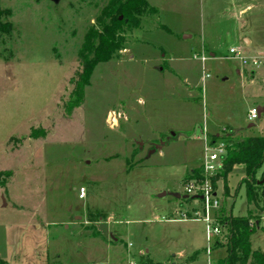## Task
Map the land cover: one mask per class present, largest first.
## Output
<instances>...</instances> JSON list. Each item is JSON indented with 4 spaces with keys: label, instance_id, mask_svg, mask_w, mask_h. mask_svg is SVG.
Listing matches in <instances>:
<instances>
[{
    "label": "rangeland",
    "instance_id": "obj_1",
    "mask_svg": "<svg viewBox=\"0 0 264 264\" xmlns=\"http://www.w3.org/2000/svg\"><path fill=\"white\" fill-rule=\"evenodd\" d=\"M110 1L0 0L14 26L0 35L6 264H214L226 256L228 227L221 225L209 256L206 223L182 219L191 217L192 203L160 200L158 190L176 186L188 195L193 183L217 178L203 174V129L218 134L212 139L264 136V113L248 118L264 108V0H148L155 13L126 32V48L94 70L83 104L67 116L82 71L79 52ZM221 22L234 38L216 41L214 58L202 47ZM234 47L259 57V65L229 59ZM202 54L205 81L195 58ZM111 113L121 115L120 128ZM196 169L201 180L190 182ZM229 177L228 192L220 179L213 188L217 222L249 212L244 168ZM167 200L176 211L167 214ZM259 215L254 250H264Z\"/></svg>",
    "mask_w": 264,
    "mask_h": 264
},
{
    "label": "trees",
    "instance_id": "obj_2",
    "mask_svg": "<svg viewBox=\"0 0 264 264\" xmlns=\"http://www.w3.org/2000/svg\"><path fill=\"white\" fill-rule=\"evenodd\" d=\"M155 11L148 0L110 1L98 19L99 28L90 30L79 52L82 71L79 81L75 84V91L65 105L67 116H71L83 104L85 89L90 85L94 70L100 64H107L117 58L119 52L126 48V32L139 30L142 26L141 18ZM10 14L8 10H0V35H11L14 30V26L9 21ZM213 140L224 142L226 155L217 178L212 179V185L216 187V182L220 179L225 192H228L229 176L236 168H244L245 178L241 186H246V200L249 206V212L243 218L234 217L231 212L227 216L222 215L223 219L218 223L220 226L228 227L224 248L226 256L214 264H264V250L252 248V239L262 223L263 217L259 214L264 212V136L248 137L230 132ZM201 173L197 169L193 170L189 181L201 180ZM187 196L189 197L187 200H182L193 203V197ZM252 207L256 209V215L250 211ZM0 264L6 263L0 260Z\"/></svg>",
    "mask_w": 264,
    "mask_h": 264
},
{
    "label": "built area",
    "instance_id": "obj_3",
    "mask_svg": "<svg viewBox=\"0 0 264 264\" xmlns=\"http://www.w3.org/2000/svg\"><path fill=\"white\" fill-rule=\"evenodd\" d=\"M230 58L235 61H240L243 66H258L259 65V57L255 58H247L242 53L240 48L234 47L229 50ZM196 59H201L202 62V70H203V81L206 80L209 75L204 70L205 64L208 60V57L202 54L201 57L198 55L195 56ZM258 109L253 110L249 113L248 118L251 121L257 120ZM121 115H116L115 113L110 114V119L112 121H118L121 119ZM202 140H203V157H202V169L203 174L206 177L209 175L216 174L220 171L222 161L226 155V145L223 141L214 142L211 136L207 133L206 129L202 131ZM214 186L211 184V180L208 178L205 181L204 186H197L195 183L191 185L190 188L187 189V193L190 197H193V207L194 210L191 211V217H188L187 214H182V219L191 220L194 218H200L206 223V235L208 246L206 248L209 256L212 252V247L214 244H211L213 239L216 240L221 233V226L217 222L216 213L220 208V201L218 199V194L213 190ZM80 198L84 199L86 197L87 190L84 188H80ZM209 264H213V262L209 261Z\"/></svg>",
    "mask_w": 264,
    "mask_h": 264
},
{
    "label": "crops",
    "instance_id": "obj_4",
    "mask_svg": "<svg viewBox=\"0 0 264 264\" xmlns=\"http://www.w3.org/2000/svg\"><path fill=\"white\" fill-rule=\"evenodd\" d=\"M212 31L208 32V36H209V40L207 42L204 43V47H202L203 50H209V53L211 54L212 57H216V50L218 49V46L215 44L216 41L219 42L220 39H222V37H226L228 39L230 38H234L231 36L230 32H229V29L225 28L224 27V24L221 22L219 24H217V26H213L212 27ZM248 48H251V47H248ZM258 56H261L262 58L264 57V52H258ZM238 74L240 75V71L238 72ZM260 108V107H259ZM112 114V113H111ZM121 120V119H119ZM118 120V121H119ZM118 121H113L115 122V125L118 126L119 122ZM114 127V126H113ZM252 127V126H251ZM115 128V127H114ZM118 128H120L118 126ZM209 134V133H208ZM209 135H215V136H218V134H209ZM174 136V135H173ZM201 138V137H199ZM166 146V142L164 143L163 147ZM161 150V149H159ZM231 176V175H230ZM230 178V177H229ZM163 192H167V193H176L177 192V187L176 186H172V187H169V186H163V188H160V190H158V194L160 195L161 193ZM168 197H171V196H166V197H163V198H159L160 200H163V199H167ZM169 206H172V208H170L168 206V209L169 211H167L169 214L170 212L172 213L173 210L176 211V206H173L172 203H170L169 200H167V202ZM176 207V208H175ZM192 208H193V203H192ZM169 221H172V220H169ZM253 248V247H252ZM254 250V249H253Z\"/></svg>",
    "mask_w": 264,
    "mask_h": 264
},
{
    "label": "water",
    "instance_id": "obj_5",
    "mask_svg": "<svg viewBox=\"0 0 264 264\" xmlns=\"http://www.w3.org/2000/svg\"><path fill=\"white\" fill-rule=\"evenodd\" d=\"M57 1L58 0H54V2H57ZM121 20H122V18H121ZM262 113H264V108H261V107L258 108V116L259 117L261 116ZM162 146H159L156 150H159L160 148H162ZM156 150H154L152 153H155ZM166 196H171L175 200H177V199L178 200H182V199L187 200L189 198L187 195H181L179 192H177V193L163 192V193L160 194L159 198H163V197H166Z\"/></svg>",
    "mask_w": 264,
    "mask_h": 264
}]
</instances>
